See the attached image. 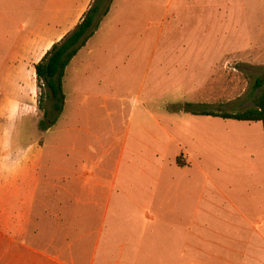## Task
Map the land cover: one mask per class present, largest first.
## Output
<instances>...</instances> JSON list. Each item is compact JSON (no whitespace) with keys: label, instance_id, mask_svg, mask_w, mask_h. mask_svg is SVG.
Listing matches in <instances>:
<instances>
[{"label":"rangeland","instance_id":"374dc122","mask_svg":"<svg viewBox=\"0 0 264 264\" xmlns=\"http://www.w3.org/2000/svg\"><path fill=\"white\" fill-rule=\"evenodd\" d=\"M116 6L113 27L120 26L88 74L81 76L87 49L67 69L60 127L67 123L76 135L88 127L105 141L115 127L120 145L109 165L115 169V220L166 233L171 247L177 225L208 233L209 201H247L264 187L261 122L183 111L186 103L228 112L253 106V86L264 77V0H118ZM9 67L0 63V79ZM33 67L25 65L22 93L8 97L9 119H17L23 146L47 138L38 127L44 112ZM179 143L189 159L175 157ZM177 159L190 160V167L178 168ZM43 180L39 221L36 216L31 226L39 233L36 246L90 250L103 216L97 193L67 191L53 176Z\"/></svg>","mask_w":264,"mask_h":264},{"label":"crops","instance_id":"0c3cea01","mask_svg":"<svg viewBox=\"0 0 264 264\" xmlns=\"http://www.w3.org/2000/svg\"><path fill=\"white\" fill-rule=\"evenodd\" d=\"M117 1L113 0L109 13L79 51L87 49L81 76L88 74L89 64L101 55L103 42H110L111 33L120 26L113 27ZM94 2L0 0V63L10 65L0 79V264H264V195L258 193L264 187H258L257 196L253 193L247 201H209L208 233L199 231L201 228L184 231L177 225L174 246L169 247L163 239L166 233L133 219L115 220V169L109 167L115 146L120 145L115 127L106 141L88 127L78 135L67 123L61 128L66 104L43 144L22 145L17 119H9L8 97L22 93L25 65H34L36 74L35 65L76 28ZM121 147L122 157L126 144ZM178 148L175 157L183 153L190 158L183 144ZM55 149L63 154H55ZM190 165V160L184 166L177 164L178 168ZM45 175L61 179L60 186L67 191L80 187L81 192L97 193L96 204L103 208V216L90 250L36 246L40 237L31 226L36 216L39 221L37 204Z\"/></svg>","mask_w":264,"mask_h":264},{"label":"trees","instance_id":"16d2710c","mask_svg":"<svg viewBox=\"0 0 264 264\" xmlns=\"http://www.w3.org/2000/svg\"><path fill=\"white\" fill-rule=\"evenodd\" d=\"M113 0H95L92 7L87 11L82 21L74 30L56 42L35 65L37 87L40 90L39 108L43 109V116L38 122V127L42 131H47L53 127L66 105V94L64 92V79L67 67L80 49L86 45L88 40L95 34L100 24V15L106 16ZM107 3L106 5H103ZM254 96L253 106L243 111L228 112L215 111L205 108L196 109L199 105L186 103L184 111L194 115L221 118L224 120H236L247 122H261L264 129V77H258L253 86ZM49 98L51 107L45 108L43 95ZM179 166L185 163L177 159Z\"/></svg>","mask_w":264,"mask_h":264}]
</instances>
